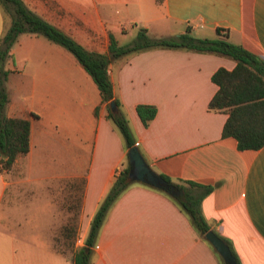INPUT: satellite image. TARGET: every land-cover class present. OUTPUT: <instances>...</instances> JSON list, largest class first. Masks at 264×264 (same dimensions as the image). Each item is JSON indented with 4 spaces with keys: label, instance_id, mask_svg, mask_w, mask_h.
I'll use <instances>...</instances> for the list:
<instances>
[{
    "label": "crops",
    "instance_id": "0c3cea01",
    "mask_svg": "<svg viewBox=\"0 0 264 264\" xmlns=\"http://www.w3.org/2000/svg\"><path fill=\"white\" fill-rule=\"evenodd\" d=\"M21 1L89 51L106 53L108 34L124 45L118 35L132 36L139 26L155 38L186 27L194 37L212 38L218 28L227 41L264 60V0ZM8 24L0 6V36ZM10 54L3 112L27 119L29 130L28 151L0 171V241H7L0 264H17L16 236L26 229L25 216L27 232L45 236L35 242L50 264H73L72 254L54 248V236L74 220L72 252L82 246L98 203L127 162V149L96 85L69 51L43 35L21 33ZM233 66L232 59L213 53L158 48L112 59L107 75L150 169L172 183L208 186L200 211L209 228L230 242L239 264H264V144L238 150L234 138L221 136L226 114L206 108L216 90L211 74ZM136 104L156 108L146 126ZM38 220L43 222L31 224ZM89 264L218 259L169 196L133 182L108 210Z\"/></svg>",
    "mask_w": 264,
    "mask_h": 264
},
{
    "label": "trees",
    "instance_id": "16d2710c",
    "mask_svg": "<svg viewBox=\"0 0 264 264\" xmlns=\"http://www.w3.org/2000/svg\"><path fill=\"white\" fill-rule=\"evenodd\" d=\"M0 6L9 15V24L0 36V171L8 170L18 156L28 151V120L7 117L3 112L8 100L4 86L8 70L4 68V65L10 59V49L21 33L43 35L76 58L96 85L101 101L106 104V117L120 132L125 149L134 145L135 141L125 117L119 110V101L113 95L107 75V65L112 59L129 53L158 48H177L228 57L234 61V66L229 70L218 67L213 71L210 80L216 85V90L207 102L206 108L209 111L226 114L221 136L234 138L238 150H255L264 144V60L242 46L227 41L226 32L220 33L216 28L215 36L212 38L194 37L186 27L183 32L174 36L155 38L149 36L144 27L139 26L132 40L124 45H118L113 36L108 34L107 52L99 53L84 49L61 30L28 10L21 0H0ZM110 101H113L117 107L115 113L108 108ZM134 110L143 126L148 124L156 112L155 106L151 104H136ZM126 173L127 162L114 174L106 194L98 203L82 246L72 252L73 264H89L92 247L108 210L132 184L125 181ZM159 176L182 189L181 197L166 195L175 202L187 216L191 226L202 236L210 229L200 211V201L209 191V187L191 181L185 182L186 186H183L172 183L163 175L159 174ZM72 231L73 224L65 226L61 234L62 238L67 239L69 235L74 237ZM220 238L227 244L236 264H239L230 242ZM72 244L73 240L70 242V245ZM59 252L63 253L61 250ZM213 252L218 259V264H223L221 258L214 250Z\"/></svg>",
    "mask_w": 264,
    "mask_h": 264
},
{
    "label": "water",
    "instance_id": "95a60500",
    "mask_svg": "<svg viewBox=\"0 0 264 264\" xmlns=\"http://www.w3.org/2000/svg\"><path fill=\"white\" fill-rule=\"evenodd\" d=\"M108 108L115 113L117 107L113 101L108 103ZM127 173L125 181L127 183L138 182L152 188L161 190L171 197H181L182 189L174 184L168 183L161 176L154 173L143 159L136 145H132L126 150ZM204 240L209 243L216 254L221 258L223 264H236L227 244L213 230L208 229L202 235Z\"/></svg>",
    "mask_w": 264,
    "mask_h": 264
},
{
    "label": "rangeland",
    "instance_id": "374dc122",
    "mask_svg": "<svg viewBox=\"0 0 264 264\" xmlns=\"http://www.w3.org/2000/svg\"><path fill=\"white\" fill-rule=\"evenodd\" d=\"M4 13H5V16L7 18H9V15L5 11H4ZM120 20L124 21L123 18H120ZM128 29L130 30L131 28L128 26ZM132 31H133L132 36L129 34L118 35L119 43L124 44V43L131 41L132 38L135 36L137 29L132 28ZM12 63L13 62H12L11 57H10V59H8L5 62L4 68L6 70H8V73L10 72L9 71V65ZM70 214H71L70 216H73L75 214V210L73 209L70 212ZM40 222H43V220L35 221V223H34V221H31V224L32 225H34V224L39 225ZM71 222H73V220L70 219L69 224ZM28 224H29V219L27 218V216H25V218H22V220H21V227L26 228V229H24L19 235L16 236V252L19 256V258L16 259V263L18 264V261H19V264H50V260L48 258L47 251L44 248H42L40 246V244H37L35 242L37 240H43L45 236L44 235H42V236H31L29 234V232H27V228L29 227ZM30 237H36V239L30 240ZM72 240H73V237L70 235L68 236L67 239H64V238H62L61 235L58 234V235L54 236V241H53L54 242L53 243L54 248L56 250H59V251L61 250V251H63L64 254L71 256V254H72V248L71 247L72 246H70V242H72ZM6 244H7V241H6V236H5L4 240L0 241V249H2V248L4 249L5 247H7ZM1 263L5 264L3 262H1Z\"/></svg>",
    "mask_w": 264,
    "mask_h": 264
}]
</instances>
